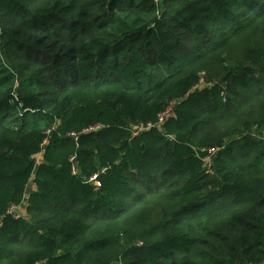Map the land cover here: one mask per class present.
<instances>
[{
    "label": "trees",
    "instance_id": "16d2710c",
    "mask_svg": "<svg viewBox=\"0 0 264 264\" xmlns=\"http://www.w3.org/2000/svg\"><path fill=\"white\" fill-rule=\"evenodd\" d=\"M259 263L264 0H0V264Z\"/></svg>",
    "mask_w": 264,
    "mask_h": 264
},
{
    "label": "built area",
    "instance_id": "2783aa9c",
    "mask_svg": "<svg viewBox=\"0 0 264 264\" xmlns=\"http://www.w3.org/2000/svg\"><path fill=\"white\" fill-rule=\"evenodd\" d=\"M205 83L203 82V80L201 79L200 83L196 84L193 89H199L200 87H202ZM174 116V112H173V102H171L164 111H161L158 114V118H157V122L155 124H152L150 122H147L146 124L140 123L139 125H137L134 130L140 131V130H144L146 128H151L154 125H161L167 118L169 117H173ZM218 150V148H208L206 150V156L204 157V161L208 164H210L211 162V157L215 154V152ZM37 155H40L37 154ZM70 160H73V157L70 158ZM76 168L74 167V165L72 166V172H75ZM89 181L92 182L95 186H99L100 183L98 181H96V177L95 175H93L92 177L89 178ZM8 212L11 213L13 216L17 217L22 215L23 212V207L20 205H12L8 208ZM259 264H264V263H259Z\"/></svg>",
    "mask_w": 264,
    "mask_h": 264
},
{
    "label": "rangeland",
    "instance_id": "374dc122",
    "mask_svg": "<svg viewBox=\"0 0 264 264\" xmlns=\"http://www.w3.org/2000/svg\"><path fill=\"white\" fill-rule=\"evenodd\" d=\"M136 126H137V125H136ZM136 126H134V128H135ZM36 157H37V160H40V155H36Z\"/></svg>",
    "mask_w": 264,
    "mask_h": 264
}]
</instances>
